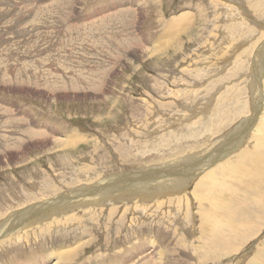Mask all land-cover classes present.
<instances>
[{"label":"rangeland","instance_id":"obj_1","mask_svg":"<svg viewBox=\"0 0 264 264\" xmlns=\"http://www.w3.org/2000/svg\"><path fill=\"white\" fill-rule=\"evenodd\" d=\"M184 12L193 25L153 53ZM263 49L264 0H0V264H52L82 243L61 264H264V174L242 176L264 154ZM158 167L197 176L52 205ZM225 167L243 185L230 206L214 191Z\"/></svg>","mask_w":264,"mask_h":264},{"label":"bare ground","instance_id":"obj_2","mask_svg":"<svg viewBox=\"0 0 264 264\" xmlns=\"http://www.w3.org/2000/svg\"><path fill=\"white\" fill-rule=\"evenodd\" d=\"M188 13L189 12L179 13L178 15L175 16V18L172 19V21L170 22V24L168 26L169 33H167L166 36H164V37H161V38L159 37V39L156 40L154 42V44L152 45L153 46V53L162 52V50H165L168 47L175 46L176 42L179 40V38L181 37V35L190 28V26L192 24V21H194L193 20V16L191 14H188ZM135 14H136V12H135ZM136 53H137V51H136ZM260 65L262 67H264V62H261ZM258 71H259V69H258ZM256 73H258V72H256ZM259 74L260 73H258V75ZM256 77H258V76H256ZM254 80H256V79L254 78ZM255 83H256V81H255ZM257 92H258V95H257V98L255 100L254 115H257L264 108V101L262 100V98H264V94L261 96V92L259 90ZM249 120H253V116L251 118L247 119V121H249ZM260 123H261V126L258 128V131H259L258 133L259 134L263 133V131H264V120L262 122H260ZM38 133L39 134H44L45 132L38 131ZM82 139H83V137L81 135H78V134L75 135V133H74V134H70V135H64V136H62L60 138H53L52 141L54 143H60L61 145L67 147L69 145H74V146L77 145V143L80 142ZM214 151H216V150H214ZM198 159H199L198 156L197 155H194V156H190V157H187V158H183L182 160L183 161L184 160H189V161L192 162V161H196ZM245 161L248 163V165H249L250 168L248 170L247 168L242 167V171H243V175L242 176H245L246 178H251V175H253L251 173L253 171H256L257 173L260 174V176L258 178H260L264 174V154H262V151H261L260 147H257V149L255 151H253L252 153H248V159L245 160ZM181 163H183V162H181ZM184 164L186 165V163H184ZM190 167H191V165H190ZM174 170L175 169L173 167H171L169 169L158 167L156 170H153V175H152L153 177L152 178L149 177V176H146V173H149L150 174L152 172V171H150V172H146L145 175H143V176H141V175L134 176L133 182L126 181V179L124 180V178L123 179L122 178L120 179L119 177L117 179H115V178H112L110 176L107 179H101L102 182L100 181L101 183L99 182L96 185H91V186L86 185V186L80 187L79 190L80 189L81 190L79 192L74 193L72 196L60 195V196H58L56 198L57 201L54 202V203H52V205H54L55 208H57V209L58 208L61 209L62 206H66L67 205V202H70L71 200L76 199V201L71 202L69 205L71 206L72 204H74L75 202H77L76 205H81L82 206L84 204V202H80V201L83 198L86 199V197H88V196H90V197H92V198H94L96 200H101V199H104V197H103L104 194L108 196V195H111L112 193H114V191H116V190H121L122 188L124 190V188L129 187V186H138L139 184L144 186V184H141V183L147 182L149 180L153 181L154 183H156L157 181H163V183H160L159 184V187H158L159 190L163 188L164 183H166L168 185H169V183H172L174 186L173 187H170V189L173 188V190L174 189L179 190L180 189L179 187H181V186L183 187L184 185H186L187 181H190L189 179L193 180L194 179V176H197V173H195L192 170L189 173H185V171H188V170H184V172H180V170H178V169H176L175 171ZM218 171L219 172H216L219 175L218 178H217V188L214 191H215V194L218 197L223 198V201L227 205H229V203H231V202H230L229 198L227 197V194L226 193H229V192H240V189L242 188L243 185L241 184V181L240 180H239L240 182H238V181H235V179L232 180L233 178L230 179L232 181V184L231 185L227 184L228 182L225 181L226 180V175L230 176L231 173H233V172L228 171L226 167L223 170H221V171L218 170ZM180 175L182 177L183 176L184 177H183L182 181H177L176 178H175V176H180ZM187 176L190 177L188 180H187V178H188ZM242 176H240L237 173V171H236V177L238 179H239V177H242ZM145 178H147L149 180L144 181ZM169 178H172V180L166 182L167 180H169ZM137 179H138V181H137ZM195 179H196V177H195ZM251 180H254V179H249L248 182H250ZM184 181L186 183L185 184H182V182H184ZM153 182H151V183H153ZM151 183L149 185H151ZM207 184H208V181L206 180L204 182H201V184H199L200 185L199 187H205V186H207ZM117 188H119V189H117ZM230 188H231V190H230ZM197 189H201V188H197ZM197 189H196V191H198ZM202 191H204V190L201 189V192ZM208 191H210V188L209 187H208ZM165 192H166V190H165ZM174 192H176V190H174ZM69 193H71V192H69ZM202 194H203V192H202ZM47 200H49V199H47ZM226 201H229V202H226ZM47 204L49 205L51 203L49 201H47ZM52 205L49 206V207H47V208H45V209L40 210L39 213H42V211H45L46 213H49L50 211L52 212V210H53ZM69 208H71V207H69ZM37 211L38 210H34V213H33L32 216H34L35 213L38 214ZM30 213L31 212L26 211L21 216H23L25 214H28L29 216H31ZM53 213H55V212H53ZM231 225H233V224H231ZM12 230H10V231H12ZM2 231H3V229H2ZM2 231H1V233H2ZM13 232H15V231H12V233ZM6 234H9L8 231H7ZM2 238H3V236H2ZM4 238H5V235H4ZM1 241H3V240H1ZM152 241L155 242L154 239ZM218 242H219V240H218ZM82 245H83V243H82ZM82 245L81 244H79V245H76L75 244V246H71L67 250H65V249L63 250L62 249L60 251L53 252L54 255L51 256L52 255L51 254L50 257H49L50 259H53L52 262H50V263H52V264H61L62 262L66 263V262L73 261V258L76 257V255L78 254V251L82 247ZM158 247H159V245L158 246H152V249L150 250V255L153 253V255H151L152 257L154 255H157V252L160 253L159 250L161 248L160 247L158 248ZM162 253H163V250H162ZM261 253H263V252H261ZM150 255H149V258L151 259ZM157 259H159V257L156 258L155 260H157ZM156 263H157V261H156Z\"/></svg>","mask_w":264,"mask_h":264}]
</instances>
